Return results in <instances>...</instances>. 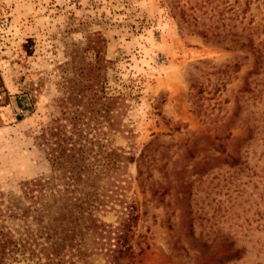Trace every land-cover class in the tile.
I'll return each instance as SVG.
<instances>
[{"label":"rangeland","instance_id":"374dc122","mask_svg":"<svg viewBox=\"0 0 264 264\" xmlns=\"http://www.w3.org/2000/svg\"><path fill=\"white\" fill-rule=\"evenodd\" d=\"M172 1L0 0V264H48L54 224L59 264H264V0L260 59L180 30ZM41 179L72 202L36 211Z\"/></svg>","mask_w":264,"mask_h":264},{"label":"trees","instance_id":"16d2710c","mask_svg":"<svg viewBox=\"0 0 264 264\" xmlns=\"http://www.w3.org/2000/svg\"><path fill=\"white\" fill-rule=\"evenodd\" d=\"M188 4L185 7L180 5L179 1H172V10L177 17L180 30L186 29L188 32L198 35L210 43H215L228 49H237L241 52L246 51L248 54H256L257 59H260V51L254 45L253 31L250 27L252 18L251 16L247 17L250 14L251 0H189ZM94 71H96L95 67H92V87L93 83L96 82ZM190 87H193V85ZM2 93H6V89L0 74V94ZM98 107L108 106L107 103L97 97L96 93L92 92V122L99 114L100 116L101 114L106 116L105 113H107L108 109H98ZM59 158L58 161H61ZM74 175V172L70 171L69 176L66 178L73 179ZM62 179L63 177L56 176L53 180L61 181ZM53 180L41 179L32 181L27 183L24 188L26 198H36L38 200L37 203L40 205L36 211L39 210L40 213L48 214L51 212L50 206L59 201L65 200L64 203H67L69 200L70 203L72 202V198H67L63 191H68L67 193L71 194L73 190H69L68 187L61 190L60 186L54 183ZM74 200L79 201V204H73L79 211H76L75 208H61L66 211L64 216L66 220L71 221V224H73L72 220L78 221L81 218L84 220L83 214L85 210H83L82 206L86 204V201L82 202L80 198L76 197ZM53 220L57 221L58 218ZM75 226L69 231L74 230ZM78 227H80L78 228L80 232L84 231V229L92 230V224H89V222H84V225ZM43 229L45 230L48 246L43 249L42 253H46L48 264H59V254L62 248H65L67 242L71 244L74 234L69 235V233H66V235H63L59 231L58 224H54V226L46 225ZM12 246L11 235L0 226V263L6 260L5 258L11 252Z\"/></svg>","mask_w":264,"mask_h":264}]
</instances>
